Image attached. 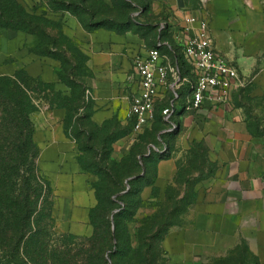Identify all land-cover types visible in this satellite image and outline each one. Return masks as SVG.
I'll use <instances>...</instances> for the list:
<instances>
[{"label": "crops", "instance_id": "0c3cea01", "mask_svg": "<svg viewBox=\"0 0 264 264\" xmlns=\"http://www.w3.org/2000/svg\"><path fill=\"white\" fill-rule=\"evenodd\" d=\"M138 1L134 16L140 31H88L74 15L64 13V23L89 55L91 74L84 84L93 105L90 118L102 125L114 118L119 106L128 111L137 87L134 58L161 43V58L175 67L176 75L170 74L169 85L159 88L155 117L172 104L167 120L175 128L164 130L157 144L146 145L147 155L155 158L154 175L140 190L142 204L136 214L157 215L162 203L169 210L185 204L179 222L161 240L166 264L230 255H237L239 263L249 264L253 258L264 264V0ZM188 16L196 20L188 23ZM199 19L208 21L217 54L237 68L239 79L225 101L206 99L199 108L188 109L195 75L184 47ZM6 54L0 51V69L12 74L6 61L11 54ZM20 61L29 75L62 90L58 60L26 50ZM49 113L35 141L40 166L55 182L56 228L91 236L90 215L98 204L92 185L96 175L80 169L78 154L67 149L71 141L62 128L66 110ZM132 145L114 144L122 152Z\"/></svg>", "mask_w": 264, "mask_h": 264}, {"label": "rangeland", "instance_id": "374dc122", "mask_svg": "<svg viewBox=\"0 0 264 264\" xmlns=\"http://www.w3.org/2000/svg\"><path fill=\"white\" fill-rule=\"evenodd\" d=\"M18 1L28 12L37 14L45 20L54 23V25H46L47 23H45L47 32L56 41L58 56L65 61L64 67H69L73 70V77H68L67 84L73 85L74 95L66 101L65 104L69 108V111L68 113L66 112V115L62 119L64 133L71 141V144L67 145V149L74 148L75 152L79 155L80 169L97 173L95 180L98 181L104 193L106 189L110 188L118 196L123 195L127 191L126 189L129 188V178L126 174L127 169L131 167L134 173H139L137 166L139 158L136 152L142 151L143 153H147L148 148H146V145L148 143L157 144L158 136L164 137L165 133L163 131L171 127L170 122L164 118L162 121L156 120L145 131L135 133L130 128L127 110L125 111L122 106L117 108L114 118L106 120L102 125L92 121L90 114L92 113L93 105L91 99L87 97L89 93L85 92V100L82 102L78 98L81 88L73 84L74 82L80 83V81H85L86 77L90 76L91 73L87 67L89 55L86 53L84 44L74 37L73 32L63 21L64 13H71L62 10L56 11L58 7L63 5L61 2L56 3L52 0ZM65 2L74 3L71 6V11L76 8L81 10L83 7H87L92 11H96L98 17L118 16V13L108 9L103 1L95 4L86 2L82 5H79L78 0H65ZM137 2L139 1L132 0L133 4ZM1 3L0 1V5ZM81 17L87 18L88 14H83ZM28 42H32V46H37L38 49L44 46L42 45L41 37L34 38L33 35L26 32L0 27V51H6V55L11 54V56L6 58V61L11 63L9 64L11 66L8 67L11 71L9 73L15 72L16 69L25 70L20 57L28 50ZM58 64H60L59 60ZM2 70L0 69V76H2ZM37 85L36 82H32L34 89H30L32 99V112L30 116L34 127V141L36 132L45 126L47 123L46 118L50 114L49 112L55 107L50 103L51 98L59 99L55 93L59 90L57 86L51 90L50 88L39 87ZM61 87L62 97L67 98L64 95L72 93V90L65 84H62ZM159 116L163 117L162 111ZM118 140L130 145L136 143V147L131 152H128L130 147L127 152H122V148V151H120V148L118 149L114 146V144L119 143ZM36 145V155L33 160H30L23 167V170H26V176L34 174L39 182L36 211L32 215L31 221L32 225L37 229L34 239H38L40 242L44 241L48 245L52 260L61 258L68 260L65 264H73V262L84 264L86 259L88 261L89 257L90 262L99 264L102 262V258L105 257L111 264H166L161 240L166 229L179 222L178 216L186 210L185 204L173 206L169 210V208L163 209L164 203H162L159 210L160 213L152 216L139 213L133 215L130 209L125 214H121V216H110L109 219L113 224L111 229L115 230L116 228L117 239L114 241V244H109L108 247H104L106 242L104 235L106 231L105 227L100 228L97 236L92 238L62 234L56 228V221L59 217V199L56 194L55 182L41 168L40 146L37 142ZM133 153H136V155H133ZM147 166L149 176L151 177L154 175V162H149ZM29 167L35 168L32 173H30ZM129 201H132V197H130ZM116 203L118 204V200L115 202L114 212H117ZM167 211H169L168 214H165ZM101 221L102 219H99V224ZM30 250H34V246H30ZM238 259L240 258L237 255L212 256L193 258L188 264H243L237 262ZM0 264L31 263L27 262L23 257H19L18 260L2 257L0 258ZM249 264L255 263L252 261Z\"/></svg>", "mask_w": 264, "mask_h": 264}, {"label": "trees", "instance_id": "16d2710c", "mask_svg": "<svg viewBox=\"0 0 264 264\" xmlns=\"http://www.w3.org/2000/svg\"><path fill=\"white\" fill-rule=\"evenodd\" d=\"M0 27L22 31L34 36V38H42L43 47H33L32 42L27 43L28 52L38 56H47L59 60L60 68L58 75L63 84L70 87L72 93L67 98L62 97V91L59 89L55 92L59 97L51 98V105L54 108H64L68 113L69 108L65 104L68 98L73 97V85L67 84L68 77H73V70L69 67L65 68V61L58 56V46L53 36L47 32L46 25H54L53 22L45 20L43 17L28 12L18 0H0ZM56 3L61 2L63 5L58 7L56 11H69L77 17L83 27L88 31H93L99 28L114 30L118 33L126 31H140L142 25L137 23L134 13L137 11L132 0H110L111 5L105 3L108 9L116 11L118 16L98 17L96 11H92L87 7L81 10L74 9L71 11L73 2H65V0H52ZM104 0H78L79 5L83 3H97ZM55 11V10H54ZM83 14H88L87 18L81 17ZM44 23V24H43ZM45 23H47L45 25ZM151 30L150 27H146ZM53 40L52 42H49ZM41 45V46H42ZM65 56V53H64ZM66 60V58H65ZM70 80V79H69ZM32 82H36L39 87L54 89L53 82H44L38 77H32L26 70L16 69L13 74H2L0 76V258L10 257L18 260L23 257L31 264H65L66 261L61 258L52 260L50 258V249L44 242L34 239L36 227L32 225L31 217L36 211V204L39 191V182L34 174L26 176V170L23 167L33 160L37 153L36 141L33 139L34 127L31 123L32 99L30 89H34ZM70 82V81H69ZM71 83H73L71 81ZM74 85L79 86L80 92L78 98L84 102L86 87L84 81L74 82ZM91 115V114H90ZM164 117V116H163ZM163 117H154V121H162ZM131 128V126H130ZM141 140V139H140ZM140 142V141H139ZM141 144V143H140ZM138 146V145H137ZM140 146V145H139ZM136 143H133L128 152L133 151ZM143 149V145H142ZM139 161L137 166L139 173H134L132 168L128 167L126 174L129 178V188L123 195L118 196L117 193L111 191L110 188L103 192L98 181L92 183L98 204L91 211V222L94 227L93 234L88 236L92 238L97 236L100 228L105 227V244H114L117 239V230H112V221L110 216H121L127 210H132L133 215L141 206L142 200L139 197L141 188L152 180L153 176H149L147 164L154 162L153 154L147 155L142 151L136 152ZM133 153V155H136ZM78 161L79 155H78ZM135 158V157H132ZM80 163V162H79ZM34 167L30 168V173L34 171ZM97 175L96 172L84 170ZM117 197V199H115ZM132 197V201L130 200ZM118 200L117 212H114L115 202ZM99 219H102L99 224ZM68 234V233H62ZM72 235V234H68ZM75 237H81L76 236ZM30 246H34V250H30ZM106 250V249H105ZM56 258V257H54ZM252 261H256L252 258ZM73 264H80L74 263ZM84 264H95L86 259ZM99 264H111L107 258L103 257Z\"/></svg>", "mask_w": 264, "mask_h": 264}, {"label": "built area", "instance_id": "2783aa9c", "mask_svg": "<svg viewBox=\"0 0 264 264\" xmlns=\"http://www.w3.org/2000/svg\"><path fill=\"white\" fill-rule=\"evenodd\" d=\"M195 20L193 16L186 18L188 23ZM161 45L158 43L149 49L146 55L135 57L133 61L135 70L133 80L137 87L130 96L127 116L135 133L144 131L154 120L159 88L169 85L170 74L176 75L175 67L163 62L160 53ZM184 57L192 66L195 75L186 107L197 109L206 99L225 101L233 83L239 79V73L234 65L217 54L206 19H199L197 31L187 38ZM171 107L172 104L162 111L166 120ZM174 128L175 125L171 127V130Z\"/></svg>", "mask_w": 264, "mask_h": 264}, {"label": "water", "instance_id": "95a60500", "mask_svg": "<svg viewBox=\"0 0 264 264\" xmlns=\"http://www.w3.org/2000/svg\"><path fill=\"white\" fill-rule=\"evenodd\" d=\"M179 1H181V0H179Z\"/></svg>", "mask_w": 264, "mask_h": 264}]
</instances>
